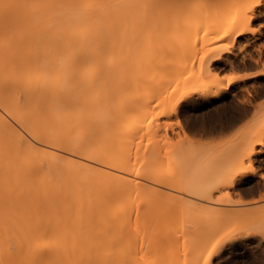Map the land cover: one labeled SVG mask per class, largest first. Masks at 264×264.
<instances>
[{"label":"bare ground","instance_id":"obj_1","mask_svg":"<svg viewBox=\"0 0 264 264\" xmlns=\"http://www.w3.org/2000/svg\"><path fill=\"white\" fill-rule=\"evenodd\" d=\"M243 1L0 0V264H208L209 244L177 239L202 227L199 209L248 210L236 185L264 186V112L222 151L195 152L164 124L179 106L234 99L252 75L217 69L264 18ZM158 185L190 223L160 242L138 209Z\"/></svg>","mask_w":264,"mask_h":264},{"label":"rangeland","instance_id":"obj_2","mask_svg":"<svg viewBox=\"0 0 264 264\" xmlns=\"http://www.w3.org/2000/svg\"><path fill=\"white\" fill-rule=\"evenodd\" d=\"M252 4L253 0L243 1V5L246 6V8L248 6V9L251 8ZM252 11L257 15L258 11L264 12V6L258 3ZM261 19V17L256 16L251 21V29L253 32L249 31L248 33H242L236 37L237 42L234 44L233 51H235L239 61L233 62L234 64L232 63L233 65L231 64V67L217 65V69L223 78L233 74H247L246 72H251L250 74L252 75L248 74L249 78L242 83L243 86L240 83L242 88L239 87V89L236 90L235 93L237 94L234 93L236 97L232 99V96H230V98H228V96L218 101H212V103H208L206 106L196 108L198 111L196 109H185L179 106V109L165 120L164 125L169 136L181 139L183 143L191 146L192 150L195 152H199L203 147L211 143L219 146L222 145V151V149L228 145L234 142L236 143V141L240 139L239 137L253 126L254 122V126H256L258 120H256V116L259 115L260 112H264V75H256L257 78L255 76V74H257L256 72L260 69L259 67L263 66L264 63V33L261 35L257 33L259 32V28L264 27V23H258L253 26V21ZM252 34L259 36L258 39H256V44L259 43L261 46L257 47L255 45L254 47L253 44L243 45L245 43V38L247 36H252ZM253 47L254 49H252ZM246 55L249 56L246 57ZM250 55H253V57H257L256 55L259 56L258 63H256L257 65L253 60L251 61L249 59ZM220 66L223 67L221 68ZM254 70L257 71L254 72ZM172 81H174V79ZM248 84L249 86H247ZM244 86L246 89H243L245 88ZM223 102L225 103L223 104ZM215 103L217 105H214ZM176 132H179V137L174 134ZM175 138L172 140H176ZM190 158L191 161L196 159L193 155H191ZM167 161L168 159L164 156L158 160V163H161L160 169L167 166ZM176 164L177 160L174 161L173 165ZM254 164L253 166H255ZM251 178L252 180L249 184L236 185V191L241 192L242 198H244L246 202L250 200L247 204L241 206L247 207L251 202L253 204L258 203L257 205L252 206L253 204L251 203V207L248 205V210H245L246 212L244 213L241 212L242 214L239 213V216L236 214V216L229 214L227 209H212L216 207L199 209L197 212L201 216V221L205 223L210 218L215 217L213 223L209 227L203 226L202 223L201 228H197L184 238L177 239L178 243L186 244L196 240L201 241V243L209 244L210 247L206 244L209 250L212 248L214 250L215 248L214 251L212 250V254L210 253L211 257H209L208 264H212L213 259H215L216 264H225V262H229V264H264V229L261 228V226L263 228L264 226L260 225L264 223V201L263 199L260 200V197H258L260 196L259 194H264V186L262 185V178L258 175L252 176ZM260 185L261 187L263 186V193L261 192L262 188ZM242 190L244 191L242 192ZM169 194H171V187L158 185L151 189L148 195L142 196L138 202V209L142 215L150 214L156 218L158 242L162 241L171 229L178 230L190 227L189 219L184 217L180 211L182 204L178 203L177 200L170 202L162 199L166 198ZM153 197L155 201H153ZM230 198L232 200H238L240 196L236 192L232 193ZM245 207L242 208L247 209ZM233 242H239L238 246L232 248L227 255L222 256L221 253L223 252L224 245ZM213 244L216 247H211ZM157 250L159 251L157 254L160 255L161 259H164L166 254H173L172 251L168 252L169 250L167 247H157Z\"/></svg>","mask_w":264,"mask_h":264},{"label":"snow or ice","instance_id":"obj_3","mask_svg":"<svg viewBox=\"0 0 264 264\" xmlns=\"http://www.w3.org/2000/svg\"><path fill=\"white\" fill-rule=\"evenodd\" d=\"M260 3H261L262 6H264V0H260ZM258 23H264V18H262L261 20H255V21H253V26H255V25L258 24ZM259 31L264 32V27L260 28ZM182 107H183V106H182ZM262 155H264V153H262ZM238 243H239V242H233V243H231V244H225V245H224L223 252L221 253V255H222V256L227 255L228 252H229L232 248L238 246ZM212 264H216L215 259H213ZM225 264H229V262H225Z\"/></svg>","mask_w":264,"mask_h":264}]
</instances>
